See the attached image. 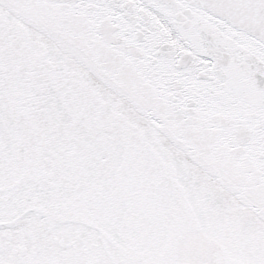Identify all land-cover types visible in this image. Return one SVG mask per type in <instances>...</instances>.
<instances>
[{
    "label": "snow or ice",
    "instance_id": "1",
    "mask_svg": "<svg viewBox=\"0 0 264 264\" xmlns=\"http://www.w3.org/2000/svg\"><path fill=\"white\" fill-rule=\"evenodd\" d=\"M0 264H264V0H0Z\"/></svg>",
    "mask_w": 264,
    "mask_h": 264
}]
</instances>
